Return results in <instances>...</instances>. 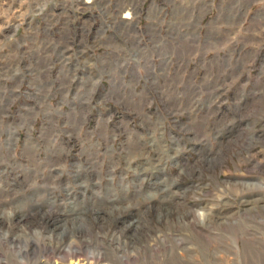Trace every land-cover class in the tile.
I'll list each match as a JSON object with an SVG mask.
<instances>
[{
  "label": "rangeland",
  "instance_id": "rangeland-1",
  "mask_svg": "<svg viewBox=\"0 0 264 264\" xmlns=\"http://www.w3.org/2000/svg\"><path fill=\"white\" fill-rule=\"evenodd\" d=\"M209 5L0 0V264H264V0Z\"/></svg>",
  "mask_w": 264,
  "mask_h": 264
},
{
  "label": "built area",
  "instance_id": "built-area-1",
  "mask_svg": "<svg viewBox=\"0 0 264 264\" xmlns=\"http://www.w3.org/2000/svg\"><path fill=\"white\" fill-rule=\"evenodd\" d=\"M86 8H83L85 15L89 14L88 25L95 26L99 22L100 29L124 28L133 29L137 34L144 27H140L144 14L153 13L160 16L165 13V17L173 12L191 13L210 10V0H80ZM65 10V7H62ZM78 10L67 16L71 24L79 25ZM77 13V16H76ZM97 14V15H96ZM63 18V15L60 16ZM72 18V20H69ZM86 23V22H85ZM146 29L153 28L151 25ZM149 37V33H147ZM144 38H142L143 40Z\"/></svg>",
  "mask_w": 264,
  "mask_h": 264
},
{
  "label": "crops",
  "instance_id": "crops-1",
  "mask_svg": "<svg viewBox=\"0 0 264 264\" xmlns=\"http://www.w3.org/2000/svg\"><path fill=\"white\" fill-rule=\"evenodd\" d=\"M210 10H208V11H205V12H209Z\"/></svg>",
  "mask_w": 264,
  "mask_h": 264
},
{
  "label": "bare ground",
  "instance_id": "bare-ground-1",
  "mask_svg": "<svg viewBox=\"0 0 264 264\" xmlns=\"http://www.w3.org/2000/svg\"><path fill=\"white\" fill-rule=\"evenodd\" d=\"M152 18H154V17H152ZM157 26V25H156Z\"/></svg>",
  "mask_w": 264,
  "mask_h": 264
}]
</instances>
